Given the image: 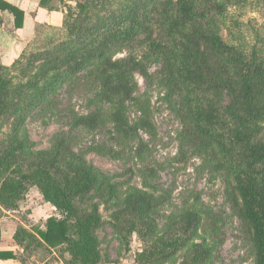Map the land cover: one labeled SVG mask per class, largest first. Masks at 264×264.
<instances>
[{
  "label": "trees",
  "instance_id": "trees-1",
  "mask_svg": "<svg viewBox=\"0 0 264 264\" xmlns=\"http://www.w3.org/2000/svg\"><path fill=\"white\" fill-rule=\"evenodd\" d=\"M59 1L64 10L60 26L37 24L32 47L12 65L3 64L0 56V129L12 126L8 138L0 140V207L19 208L37 188L56 211L44 228L18 225L14 239L22 253L41 254L37 259L42 264L105 261L98 231L106 221L98 205L90 204L105 191L97 169L64 131L47 149L28 146L20 137L28 115L54 104L65 85L95 92V109L70 110L72 128H110L113 145L97 147L99 153L113 159L133 153L145 163L143 184L151 187L160 171L148 163L158 126L149 95H137L136 74L149 77L150 62L160 61L174 110L186 124L183 153L193 150L205 168L225 175L228 200L248 236L254 263L264 264V41L247 48L222 34L231 8L248 0ZM0 10H9L16 28L23 27L21 9L0 0ZM232 24L239 27L235 19ZM40 60L32 78L18 80L19 71ZM219 92L234 100V119L219 105ZM106 188L108 201H116L118 208L111 226L143 243L134 264H165L184 250L180 264L211 262L214 246L200 234L206 213L202 208L185 207L161 226L158 209L163 201L153 193L135 188L123 195L116 184ZM211 227L217 242L219 229L214 223ZM1 232L0 225V243ZM18 258L13 250L0 248V259Z\"/></svg>",
  "mask_w": 264,
  "mask_h": 264
},
{
  "label": "rangeland",
  "instance_id": "rangeland-1",
  "mask_svg": "<svg viewBox=\"0 0 264 264\" xmlns=\"http://www.w3.org/2000/svg\"><path fill=\"white\" fill-rule=\"evenodd\" d=\"M74 4L76 0H67ZM232 18L226 20L222 34L228 41L239 45L244 43L247 48L254 44L262 46L264 41V3L248 0L245 5L232 7ZM239 22L232 24L233 20ZM46 25H51L45 23ZM37 28V27H36ZM25 42V48L32 47L37 30ZM236 37H242L237 39ZM261 40V42L259 41ZM121 55V54H120ZM21 56V55H20ZM26 60L29 57H25ZM42 61L34 62L27 70L18 72V80H28L39 70ZM149 77L144 78L136 74L138 81L137 95L148 94L152 100L154 119L158 126V137L153 142L154 154L149 164L160 167L159 176L152 181L151 187L143 184L142 168L145 163L135 158L133 153L123 159H113L107 154L99 153L97 147L103 150L105 146H112L110 128L88 130L86 128H72L69 118L71 109L87 113L95 109V92H87L78 86L60 88L54 104L36 108L26 119L25 127L20 137L28 146L34 149L51 147L57 133L64 131L74 146V149L85 155L87 160L97 169L105 191L96 195L90 204L98 205L99 212L106 223L99 229L101 250L105 261L103 264H134V258L143 247V243L136 237H124L119 234L109 221L118 210L108 201L107 185L116 184L117 190L126 195L135 188L144 189L160 198L163 203L158 209L159 223L162 226L169 215L188 207L202 208L205 213V223L200 234L214 246L209 264H255L251 253V244L241 220L231 209L228 200L229 185L223 173H216L203 165V159L193 150L185 148L186 124L174 110V100L169 96V89L162 73V62L152 61L148 67ZM18 100L17 98H15ZM217 100L223 111L232 119L236 114V104L226 92H219ZM19 101V100H18ZM18 108V107H16ZM130 115L135 118L136 112L130 108ZM13 114L12 117H14ZM11 123V122H10ZM264 124V120L261 121ZM11 125L0 129V140H6L11 133ZM146 140L150 138L144 136ZM28 206H31L29 209ZM23 220L31 227H45L46 219L56 215L55 208L47 203L39 190L33 188L19 208ZM34 209V210H33ZM28 216H26V215ZM32 218V219H31ZM214 223L219 229V241L211 238ZM201 239H197L200 242ZM187 254V250L178 253L165 264H180ZM24 257V260L21 257ZM41 254L31 256L20 253V264H42L37 259ZM51 264H63L52 261Z\"/></svg>",
  "mask_w": 264,
  "mask_h": 264
},
{
  "label": "crops",
  "instance_id": "crops-1",
  "mask_svg": "<svg viewBox=\"0 0 264 264\" xmlns=\"http://www.w3.org/2000/svg\"><path fill=\"white\" fill-rule=\"evenodd\" d=\"M3 1L18 7L24 12L23 27L16 28L15 16L9 10H0V56L3 64L10 66L22 54L25 42L33 37L37 24L48 23L60 26L63 21L64 10L59 0H47L46 5H41V0ZM30 207L28 206L26 209ZM22 209L21 207L10 211L0 207L2 231L0 248L2 250H13L17 255L23 252L22 247L14 239L17 227L19 224L31 227L23 220L24 213L21 212ZM0 264H20V262L19 258L0 259Z\"/></svg>",
  "mask_w": 264,
  "mask_h": 264
}]
</instances>
